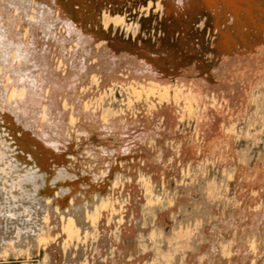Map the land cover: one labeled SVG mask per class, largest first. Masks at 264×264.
<instances>
[{"label": "rangeland", "instance_id": "1", "mask_svg": "<svg viewBox=\"0 0 264 264\" xmlns=\"http://www.w3.org/2000/svg\"><path fill=\"white\" fill-rule=\"evenodd\" d=\"M0 152L4 264H264V0H0Z\"/></svg>", "mask_w": 264, "mask_h": 264}, {"label": "bare ground", "instance_id": "2", "mask_svg": "<svg viewBox=\"0 0 264 264\" xmlns=\"http://www.w3.org/2000/svg\"><path fill=\"white\" fill-rule=\"evenodd\" d=\"M171 1L174 3V5L176 7L180 8V9L183 8V6H184V0H171ZM193 1L197 3L200 1L202 2L203 0H193ZM5 155L6 154L3 155L0 152V172H4L5 170L7 172L11 171L12 167L14 166V163L12 162L13 160L10 159L7 155L6 156ZM28 176L29 177L25 178V180L28 183L39 184L38 180L40 179V176L36 172L31 171V174H29ZM40 187L41 188L43 187L42 183H41V186H38L36 190L34 187H32V189L27 190L25 193H23L21 203L19 205H10L9 204V205H5L4 207H0V228L2 229L0 231V242L5 243V245H7V247L9 248L8 250H7V248H5V250H7V256L5 255L6 251L3 252L4 254L1 253L3 256L5 255L4 257H8L9 254L11 257L13 255H16V257H18L21 254L20 252H19L20 253L19 255L14 254L16 250L14 251L15 247L13 244L14 242L12 243V241L18 240L21 236H23V234L28 235L30 237L32 235H34V238H36L35 240L40 241L42 243L46 239L47 236L49 238L50 235H49L48 230L50 228L48 229L49 226L47 227V221H48L47 217L48 216L46 215L49 204H47V203L46 204L45 203H35V201H38L39 198L41 200H43L41 197L42 192H41ZM63 191L64 190L62 187L61 190L58 191V193L62 195ZM62 221H63V223H62L63 227H66L70 231L75 230V228H77L73 218L70 216L66 221H64V220H62ZM42 243H41V245H42ZM43 244L46 245V243H43ZM4 247H6V246H4ZM20 251L23 252L22 250H20ZM3 260H4V258H3ZM7 260L8 259L6 258V260H4V261H7Z\"/></svg>", "mask_w": 264, "mask_h": 264}, {"label": "water", "instance_id": "3", "mask_svg": "<svg viewBox=\"0 0 264 264\" xmlns=\"http://www.w3.org/2000/svg\"><path fill=\"white\" fill-rule=\"evenodd\" d=\"M20 262V261H19ZM5 262H2V260L0 261V264H4Z\"/></svg>", "mask_w": 264, "mask_h": 264}]
</instances>
